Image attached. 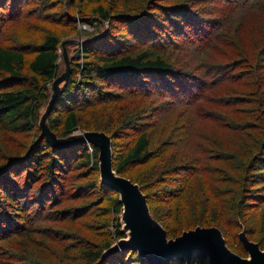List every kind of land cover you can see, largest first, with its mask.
I'll use <instances>...</instances> for the list:
<instances>
[{"label": "trees", "instance_id": "16d2710c", "mask_svg": "<svg viewBox=\"0 0 264 264\" xmlns=\"http://www.w3.org/2000/svg\"><path fill=\"white\" fill-rule=\"evenodd\" d=\"M32 1L34 0H0V21L5 15V13L2 14V9L8 10V15L4 17V20H7L8 23L16 22L18 18L25 15H31L30 17H32L37 13V19L30 22L29 29L39 27L41 30V38L37 42H28L34 50L35 56L27 65L22 51L25 49L5 48L0 44V72L8 74V77L0 82V128L10 132L38 130L41 135L39 128L40 113L49 99L48 86L58 75L59 50L62 40L55 34H49V29L42 26L43 23L53 21L50 16L43 14L46 1L41 0L39 2L35 0L36 6H32ZM100 1L96 0L98 3ZM216 1L218 4L214 5ZM250 2L251 0H204L207 11L214 9L216 6H223L227 11L235 10L236 13L252 12V10L259 9L258 0ZM191 3L171 5L152 2L153 5L150 6L148 2L137 10L129 8L131 14H117L116 16H110L109 11L102 4H99L93 9L94 13L98 14L93 15L95 20H84L83 18L86 16L78 18L80 23L92 21L100 24L106 23L108 31L104 36L105 30L103 29V31L88 37L86 43L79 47L81 52L78 53L77 57L81 54L82 59L88 60L91 58L95 60L84 61L82 65L79 62L75 63L74 57L71 60L72 72L69 81L59 96L49 118L50 128L58 138H63L55 132L59 125L60 116L52 117L53 113L60 109L65 111L66 116L62 122V127L64 133L71 136L77 132L79 126L78 115L74 108L66 105V102L76 103L73 98L76 93L86 97L95 96V91L97 93L101 92L100 87L105 82L121 90L134 91L136 95L141 97L166 94L174 100H179L182 99V96H186L187 104L185 105H188V108L184 109L192 112L201 110V106L214 100L213 96L203 101L205 103L200 104L202 101H198L199 96L194 92V90L196 92L197 90L200 91L204 82H206L203 65H201L202 70L198 73L195 71L189 72L188 70L178 72L173 63L162 55L169 45L172 46L177 43V37L181 39L190 32L195 33L197 30L204 31L206 29L205 23L208 22V13L202 10L201 12L198 11ZM23 6H32V8L24 14L25 7L22 9ZM4 23L0 22V34ZM117 23H119V26L124 25L123 28L128 32L126 35L128 38L129 35L131 36L132 46L128 49L129 51L119 50L114 52V50L109 49L105 52H94L96 48H100L102 43L118 37L115 30H112V27L120 29ZM103 28H105L104 25ZM167 37L169 39L166 41ZM162 40L165 41L163 45ZM145 46H148V48ZM136 49L141 50L135 51ZM25 71L29 73L30 81L27 84L22 83L12 86L10 84L12 81L24 78ZM256 71H252L244 79L238 77L236 79L240 80L241 83V80L251 78L252 83H249L251 89L258 90L261 85L264 86V64H260L259 75V72L256 73ZM255 90L252 93L255 94L257 92ZM240 102H243L245 106L252 102V108L248 105L244 113L246 116L254 115V119L245 122L241 126L236 125L239 123L235 121L230 124L232 128L238 129L236 138L239 142L234 141L222 148L215 138H204L202 135L196 144L197 149L188 155L183 156L178 148V154L184 164L171 168V172L162 171V176L166 173H169L170 176H173V174L180 176L181 179L178 180L180 186L178 188L168 192L167 195L153 196V193L147 192L146 187H155V184L148 186L144 179L135 176L128 178L141 187L142 192L147 196L153 217L164 227L169 239L177 238L184 232L197 227H216L221 230L225 240L226 238H232L234 235L239 239V235L245 231L250 241L258 243L260 247L264 245V131L260 129V125L253 126L252 124L253 121L260 120L262 118L261 114H264V111L260 110L264 109L263 107L260 108V105L264 106V91L258 97L246 95ZM64 105H66V108H64ZM225 114L230 119L241 120L240 117L234 115L235 113ZM237 114H239V111ZM211 118H216V115L213 114ZM84 129L85 132H105L108 136L112 133L116 134L114 128L102 124L101 121L92 124L89 128L84 127ZM189 130L183 134L184 137L181 140L184 141L181 144L183 151L191 150L189 147L191 142ZM40 135L29 153L25 154L23 158L16 156L11 159L12 161H18L19 158L23 159L22 164H25L30 158H33L27 169L29 171L31 168L29 165L34 164L37 172L26 175L27 178L25 177L20 186L13 182L17 180L16 178L11 179V182H3L4 178L0 179V192L4 199V203L0 204V242L20 235L25 236L26 241H29L36 236L35 234L39 232L36 226L39 225L40 220L37 212H44L45 206L50 201L49 196L52 192L55 193L59 173L64 172L69 166V159L64 158L68 154L76 159V165L84 164L90 167L93 174H99L96 185L99 184L98 187L112 193V196L107 197L110 206L104 210L106 214L113 213L114 220L117 222L115 224L116 230L114 223L111 225L115 230L114 237L116 241L125 238L126 236L122 231V221L120 220L123 212L120 196L101 183L98 149L93 145L58 149L52 147L47 139L41 138ZM178 144H172V146H178ZM241 145L244 149L239 148ZM114 147L115 144L112 140L114 170L120 176H123L122 173L130 167L144 165L156 159L153 150H151L147 130L141 131L139 129L133 144L123 152H118ZM49 151L51 153L52 151L58 152L59 156L51 155V160L46 165L50 170L47 185L44 188L42 186L39 189V195L34 194L33 197L31 191L39 180V174H41L38 170L45 168V157ZM8 170H10L9 173H5L3 177L7 176L9 178L8 175L15 176L17 174V170L13 167ZM21 170H24L23 166L20 167ZM253 177L254 180H252ZM260 178L262 179L260 180ZM157 179L161 183L168 182L161 176ZM85 192L87 191L85 190ZM163 202L169 204V210L160 216L154 211L153 203ZM106 226L110 227L108 224ZM112 243L105 242L101 249H96L83 245L84 242H82L77 250L89 264H108L110 262L114 264H131L130 260L132 258L135 259L137 264H150L140 258L137 252L131 250L105 255V252L113 246ZM22 245L23 242H21ZM16 259L26 264H33L32 260L34 258L28 252L27 256H16ZM169 264L185 263L173 261ZM194 264H209V262L206 257H199Z\"/></svg>", "mask_w": 264, "mask_h": 264}, {"label": "rangeland", "instance_id": "374dc122", "mask_svg": "<svg viewBox=\"0 0 264 264\" xmlns=\"http://www.w3.org/2000/svg\"><path fill=\"white\" fill-rule=\"evenodd\" d=\"M36 1L40 2L41 0ZM45 1L46 7L43 9V14L50 16L53 21L43 23L42 26L49 29V34L57 35L62 40L61 44L68 39L86 40L99 31L105 30L103 25L106 27V23L100 24L95 21L80 23L78 21V18L84 16H86L83 18L84 20H95V16L98 14L94 13L93 9L99 4H102L109 11L110 16L131 14L129 8L137 10L148 2L150 6L153 5L152 2L171 5L192 2L191 5L195 6L198 11L201 12L202 10L208 13V22L205 23L206 29L204 31L190 32L184 38L177 37L178 41L173 39L177 43L172 46L169 45L162 54L173 63L178 72L188 70L189 72L195 71L198 73L202 70L201 65L204 66L203 73L208 85L204 82L203 88L200 91L197 90V92L194 90V92L199 96L198 101H202L200 104L205 103L203 101L213 96L214 100L201 106V110L193 112L185 110L184 108H188V105H185L187 104L186 96H182V99L179 100H174L166 94L141 97L136 95L134 91L121 90L106 82L101 85V92L97 93L95 91V96L86 97L76 93L77 96L73 95L76 103L66 102V105L74 108L78 115L79 126L76 134L85 132L84 127L89 128L92 124L101 121L102 124L114 128L116 134L112 133L110 136L113 144H115L114 148L118 152H123L133 144L139 129L149 132L151 150H153L156 159L144 165L130 167L122 175L127 178L135 176L144 179L148 186L155 184V187H146L147 192L153 193V196L167 195L168 192L180 186L178 180L181 178L177 174L170 176L169 173H166L162 176V171L171 172V168L184 164L178 154V148L183 156L188 155L197 149L196 144L202 135L204 138H215L217 143L225 148L234 141L239 142L236 138L238 129L232 128L230 124L235 121L239 123L236 125L241 126L245 122L254 119V115L246 116L244 113L248 105L252 108V102L245 106L240 100H243L246 95L260 96L264 91V86L261 85L258 90L254 89L257 91L254 94L252 93L254 90L251 89L249 84L252 83L251 78L241 80L240 83V80H237L236 77L244 79L255 70H257L256 73L259 72V75L260 64H264V0H261V3L258 0V10L237 13L235 10L227 11L223 6H216L214 9L207 11L204 0H101L100 3L96 0ZM252 2L253 0L250 3ZM31 4L36 6L35 0ZM217 4V1L214 2V5ZM32 6H23L22 9L25 7L24 14ZM182 6L186 7L185 5ZM3 13L5 15H3L0 22L5 23L1 29L0 44L5 48L25 49L22 51L27 65L35 56L34 50L28 42L34 43L41 38L39 27L29 29L30 22H34L38 14L35 13L32 17H30L31 15H25L18 18L16 22L8 23L7 20H4V17L8 15V10L2 9ZM118 24L117 26L120 29L112 27L118 37L102 43L100 48H96L94 52H105L109 49L114 50V52L119 50L129 51L128 49L132 46L131 36L129 35L128 38L126 36L128 32L123 28L124 25L119 26ZM217 34L219 35L217 36ZM168 39L167 37L166 41ZM161 42L163 45L165 41L162 40ZM79 47V45H76V41L74 44L67 46L68 55L74 57L75 63L79 62L82 65L84 61L95 60L91 58L88 60L82 59L81 54L77 57L78 53L81 52ZM145 47L148 48V46ZM139 50L136 49L135 51ZM236 65L237 67H235ZM64 66L62 60L61 70L64 69ZM24 74L23 79L12 81L13 83L10 84L12 86L22 83L27 84L30 81V75L27 71ZM7 77L8 74L0 72V82ZM107 91L110 93L105 94L104 92ZM66 105H64V108H66ZM262 107L264 108L263 105H260V108ZM260 110L264 111V109ZM238 111L239 114H237ZM225 113H235L234 115L240 117L241 120L230 119L226 117ZM213 114L216 115V118H211ZM58 116H60V121L55 132L59 134V137L66 138L68 136L64 133L62 127V122L66 116L65 111L60 109L52 115V117ZM261 116L260 120H255L252 124L253 126L260 125V129L264 131V114H261ZM187 130L191 135L189 144L191 150L183 151L181 144L184 141L181 140ZM39 135L38 130L10 132L0 128V168L2 167L0 169V179L4 178L3 182H11V179L16 178L17 180L13 182L20 186L26 175L37 172L34 164L29 165L31 166L29 171L27 169L33 158H30L25 164H22L24 161L20 158L29 153ZM172 144H178V146H172ZM239 148L244 149L243 145ZM90 152L92 151L90 150ZM53 154L59 156L58 152L52 151L51 153L49 151L45 157V168L38 170L41 174H39V180L31 191L33 197L34 194L38 196L39 189L47 185L50 170L46 165ZM16 156L20 157L18 161H12L11 159ZM64 158L69 159V166L64 172L59 173L55 193L52 192L49 196L50 201L45 206L44 212H37L40 220L36 229L39 232L29 241H26L25 236L20 235L0 242V264H26L16 259V256H27L28 252L34 258L32 260L33 264H89L77 250L82 242H84L83 245L96 249H101L105 242H113V245L117 243L114 237L117 222L114 220L113 213L106 214L104 210L110 206L107 197L112 196V193L98 187L99 184L96 185L99 174H93L89 166L76 165V159L70 154L65 155ZM22 166L24 170L20 171ZM12 167L17 170V174L15 176L10 174L8 175L9 178L7 176L3 177L5 173H9L10 170L8 169H12ZM159 176L168 182L161 183L157 179ZM252 180H254V177ZM3 200L0 192V204L4 203ZM153 209L158 215L162 216L169 210V204L164 202L153 203ZM120 220L122 221V214ZM112 223H114L115 230L114 227H111ZM107 224L110 227L106 226ZM226 240L227 246L232 252L243 258L248 257V253L236 235L232 238H226ZM21 242H23L22 246ZM261 247L264 250V245ZM130 263L137 264L134 258L130 260ZM108 264L114 263L110 262Z\"/></svg>", "mask_w": 264, "mask_h": 264}, {"label": "water", "instance_id": "95a60500", "mask_svg": "<svg viewBox=\"0 0 264 264\" xmlns=\"http://www.w3.org/2000/svg\"><path fill=\"white\" fill-rule=\"evenodd\" d=\"M105 25L103 36L108 31L107 24ZM73 41L79 46L86 43V40L68 39L61 44L58 75L48 86L49 99L40 113V136L58 149L79 145H93L98 149L100 180L102 185L114 190L120 196L123 207L122 231L127 236L114 244L105 255L131 250L137 252L140 258L150 264H169L173 261L194 264L199 257H206L209 264H264V250L258 243L250 241L245 231L239 235V239L248 253L247 258L232 252L221 230L216 227H197L177 238L169 239L164 227L153 217L147 196L142 192L141 187L128 178L118 175L114 170L112 138L105 132L89 131L77 134L75 132L66 138L57 137L50 128L49 118L72 72V57L68 55L67 46L74 44ZM61 58L65 65L63 70L60 68Z\"/></svg>", "mask_w": 264, "mask_h": 264}]
</instances>
